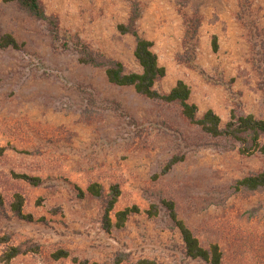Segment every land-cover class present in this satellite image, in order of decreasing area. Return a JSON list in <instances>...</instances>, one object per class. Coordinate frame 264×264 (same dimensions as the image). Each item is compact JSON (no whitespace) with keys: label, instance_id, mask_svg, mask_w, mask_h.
<instances>
[{"label":"rangeland","instance_id":"rangeland-1","mask_svg":"<svg viewBox=\"0 0 264 264\" xmlns=\"http://www.w3.org/2000/svg\"><path fill=\"white\" fill-rule=\"evenodd\" d=\"M39 1L62 32L127 71L140 70L134 38L117 26L135 3L136 28L165 69L159 92L182 80L198 113L211 109L221 125L231 110L264 120V0ZM184 15L199 18L195 68L180 60ZM0 33L22 45L0 49V264H209L185 257L163 209L147 213L161 199L201 246L218 245L220 264H264V189L235 187L264 170L260 153L241 155L190 124L178 105L109 83L103 68L54 44L46 23L13 2L0 0ZM94 182L105 193L119 187L112 223L117 211L137 212L104 228L102 201L86 193ZM16 195L28 218L11 212ZM17 246L21 253L7 258Z\"/></svg>","mask_w":264,"mask_h":264},{"label":"trees","instance_id":"trees-1","mask_svg":"<svg viewBox=\"0 0 264 264\" xmlns=\"http://www.w3.org/2000/svg\"><path fill=\"white\" fill-rule=\"evenodd\" d=\"M15 3L18 8L35 20L43 21L48 27V33L54 44L64 50H72L78 56V61L82 64H89L104 69L107 81L116 86L132 87L135 93L150 99L159 100L164 103H174L179 106L182 116L192 125L200 128L205 134L223 141V143L235 148L241 155H252L256 152L264 157V120L255 118L252 114H242L231 110L229 119L221 125L219 116L211 109L198 113L197 106L190 102V89L182 80H177L175 85L168 92H159L155 85L165 75V69L157 62L155 53L151 50L152 42L143 37L136 28V20L139 17L137 5L132 4L131 11L125 23L119 24L117 30L122 34H130L134 38L133 57L139 71H127L122 62L113 59L103 53L93 51L78 37H72L66 32H62L58 19L55 15H47L39 0H4ZM184 55L180 60L190 68H195L192 61L194 39L199 26L197 16L187 17L184 15ZM22 47L11 34L0 33V49L12 48L19 50ZM213 49H216L215 41ZM264 70V65H263ZM34 186L41 184L38 177L20 175ZM237 190L259 191L264 189V170L249 174L235 182ZM80 196L83 191L77 188ZM86 193L102 201L104 205L103 226L108 229L111 226L120 227L128 219V216L137 212L135 207L125 208L115 213L116 222L112 223L110 212L119 196L118 185L110 187L108 193L98 183H90L86 187ZM10 205L11 212L17 218L29 217L22 214V199L19 195ZM0 199V208H2ZM163 209L181 238L185 257L191 260H199L209 264H220L221 253L218 245L212 244L208 248L200 245L198 239L192 231L177 218L175 207L172 201L161 199L157 204H151L147 213L157 215ZM21 253L17 247L10 248L7 258H12ZM60 253V252H59ZM58 256H63L60 254ZM63 254V253H61ZM145 264L147 261H142ZM153 264V263H150Z\"/></svg>","mask_w":264,"mask_h":264}]
</instances>
